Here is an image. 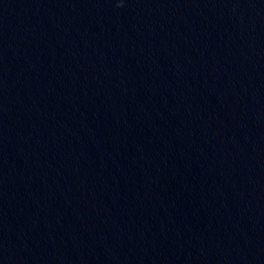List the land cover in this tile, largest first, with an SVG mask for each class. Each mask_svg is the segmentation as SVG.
Listing matches in <instances>:
<instances>
[{
	"label": "water",
	"instance_id": "water-1",
	"mask_svg": "<svg viewBox=\"0 0 264 264\" xmlns=\"http://www.w3.org/2000/svg\"><path fill=\"white\" fill-rule=\"evenodd\" d=\"M0 264H264V0H0Z\"/></svg>",
	"mask_w": 264,
	"mask_h": 264
}]
</instances>
